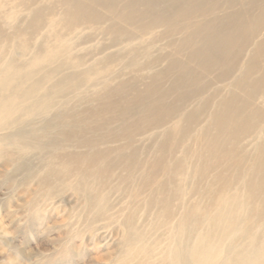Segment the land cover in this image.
<instances>
[{
  "label": "bare ground",
  "instance_id": "bare-ground-1",
  "mask_svg": "<svg viewBox=\"0 0 264 264\" xmlns=\"http://www.w3.org/2000/svg\"><path fill=\"white\" fill-rule=\"evenodd\" d=\"M50 1L0 0V43L19 41L14 57L0 70V211L20 238L33 232L38 238L51 235L46 242L50 250L45 248L37 262L51 264L70 250L74 256L84 250L88 257L80 264H264V111L253 103L264 95L263 79H254L251 61L231 62L238 48L243 59L251 44L264 51L262 1L240 0L244 6L238 12L221 17L231 2L62 0L63 8L56 12L51 5L44 8ZM7 6L8 14L2 12ZM97 10L108 19L101 22ZM94 18L100 21V33L107 30L102 28L106 21L126 24L142 36L158 28L189 32L182 43H199L201 70L231 65L244 70L233 86L245 99L231 91L219 105L222 111L211 115L209 126L218 134L209 136L204 122L197 124V137L210 155L206 163L199 152L187 156L180 126L199 100H183L167 114L162 97H93L77 83L88 68L73 66L70 52L79 34L92 29L83 23ZM60 26L67 31L64 36L57 34ZM49 34H54L53 45L46 44ZM134 41L128 36L120 46L130 48ZM106 54L100 52L95 63L108 60ZM186 67L179 68L177 89L187 79L199 80ZM237 151L249 159H235ZM210 176L214 183L202 188L199 177ZM215 183L221 186L213 190ZM16 238L0 232L1 245ZM101 251L102 256L93 255Z\"/></svg>",
  "mask_w": 264,
  "mask_h": 264
},
{
  "label": "rangeland",
  "instance_id": "rangeland-1",
  "mask_svg": "<svg viewBox=\"0 0 264 264\" xmlns=\"http://www.w3.org/2000/svg\"><path fill=\"white\" fill-rule=\"evenodd\" d=\"M59 1H60V3H59ZM65 1L66 0H64V2ZM261 1L264 4V0H261ZM50 2L48 4H46V6L44 7L45 9H47L49 7L48 5H51L50 7L53 10L56 9V10H54L56 12H59V10L61 8H63V7H61L62 4L64 3L62 0H58V1L51 0ZM227 2H231V7H230L231 10H230V8L224 10L223 12L218 14V17L219 16L221 17V15L223 13L238 12L239 10H237V9H240L242 6H244L241 3H239L240 0H238V1L237 0H231V1L227 0L226 3ZM55 3H57V4H55ZM9 6H7L4 9L5 12L4 11H2V12L8 14V12L11 11L10 10L11 8ZM239 6H240V8H239ZM97 12H100L104 17V20H101L103 18L100 19L101 22L108 19L107 14H105L103 11L97 10ZM100 21L99 20L97 21L94 18L93 22L92 21L91 22L90 21L80 22L81 25L83 22H84L83 24H86V25L91 24L92 29L85 30L82 34L81 33L79 34V39H77V40L75 39L76 41L73 42L74 43L73 50H72V52H70V54H71L70 57H72L71 62L73 63V64L72 63L71 64L73 66H79V65L83 64V65H86L85 66L86 68H88V70L85 72V74L82 76V78L77 81V83L79 85H81L83 83V85H85V87H83L85 89H83V90L86 91L87 89H89V94L93 97H96L97 94H100V93L102 95L111 93V94H114L117 96L126 95L129 97H132L133 95H136V94L137 95L141 94L140 96H142V97H144V95L145 96L147 95L146 97L149 96L148 99H150L151 101H158L157 99L158 98L160 99L162 97L161 98L162 102H160V103H162V105L161 104L160 105L162 106V108H165L166 113L168 112L167 114H170V112L176 111L177 108H180L183 105V100L188 101V98H189V103H193V104H195L196 101L198 102V100H199V102H198L199 104H197V109L194 110V113H190L191 110L186 111L185 114H186L187 118L183 123H181L180 126L182 127V129L186 135V141L187 142L184 144V150H185V148L186 149L188 148L187 149V152H188L187 156L190 158L192 153L199 152V154L202 155L204 158L201 161H204L206 163V161L209 160L210 155L207 154V148L205 147V143L201 140L200 136L197 137L198 136L197 124L204 122L203 127L209 129V136L213 135V137H215L218 134L217 129L210 128V126H209L211 115L215 111H217V112L222 111L220 106H219L220 103L229 98V96H230L229 94L232 93L231 91L237 90V89H235V85L233 86V84L235 83V80L239 76L242 75L244 70L242 73L237 72L234 70V65H231L232 66L231 69H229V67H228L227 70H224L223 68H214V69H211V71L209 73L208 72L206 73L205 71L201 70L199 68L200 67L199 64L201 62L199 63V58L197 57V56H199L198 55L199 54V48H198L199 43L197 44L196 41H192V43H189V42H186L185 44L182 43L183 40H185L187 36H190L189 32L179 34L178 32H176L177 30L172 28V27L171 28H158L156 30H153L152 33H149L147 35L142 36L139 33H137V31L133 32L134 29L131 30V28L129 26H127L126 24L122 23V24H116L114 26V24L117 22L106 21L104 25L102 24V28L104 30H105V28H107V30L104 31V33H100V30L98 29V24H97V23H100ZM87 22H90V23H87ZM198 22H199V20H198ZM80 24H79V26H80ZM93 26H95V27H93ZM57 29H59V30H56L58 36H62V35L64 36L67 33V31H65L66 29L64 27L60 26ZM63 29H64V31H63ZM4 30L8 34L10 33V30L8 29V27L6 28V26H5ZM172 30H174V31H172ZM124 31H126V32L128 31L129 33H126ZM130 33L132 35H129ZM45 34H46V32L44 31L43 35H45ZM53 35L54 34H49L47 37H45V41H47V43L46 42L45 43L47 45H53V43H55V37ZM74 35L75 34H72L70 36V39H71V37H74ZM128 36H129V38L136 39V41L132 42V45L130 46V48L129 47L127 48L126 45L120 46L121 43H123L125 40L128 39ZM42 37L43 36H41L40 38L42 39ZM141 37H142V39H141ZM40 38H39V40H41ZM139 39L142 42H140ZM53 40H54V42H53ZM194 42H195V44H194ZM39 43H40V41H39ZM39 43H37V45ZM64 43H65V41H64ZM66 43L69 44V42H66ZM73 43H71V44H73ZM18 45H19L18 40L14 41L13 43L1 41V43H0V57L3 56V60L0 61V70L1 71L5 69V67L7 66V62L9 60H11L12 57H14L13 54L16 52ZM248 45H250V43H248L247 45L245 44L243 46L245 48ZM68 46L70 47L72 45L69 44ZM70 48H72V47H70ZM254 50H255V47L253 48V46L251 44V46H249V48L247 50V53L244 57L245 60H244L243 57H241V53H240V50L238 48L237 52L235 50V51H233V53H231V55H233L232 57L230 56L232 59L231 62H234L233 60H235V61L243 63V64L245 63V65H246V64H248L246 62V60H248V62L251 61V63L256 66V68L254 69V72H255L254 79L257 77H259L260 79H263V84H262L261 88L264 89V51H257V50L254 51ZM102 51L107 52L106 55H109L110 57L108 56V60L100 63L101 65L96 64L95 62L99 58L98 54ZM116 51L118 54L116 53ZM260 52H263V53L261 54ZM190 54H192V55H190ZM117 56H119V59L117 58ZM191 56L196 57V59H191ZM134 57L136 60H134ZM252 57L256 58L255 61L251 59ZM14 59H16V58H14ZM134 61H135V63H134ZM150 63H152L153 65ZM104 64H106V65H104ZM142 64H143V67H142ZM89 65H91V66H89ZM145 65L147 67L149 65H152V68L150 70H145L144 69V68H146ZM183 65L187 66L186 67L187 69L191 68L190 70L193 71L196 75L198 74L197 76H199V80L195 84L194 82H188L187 80H189V79H187L185 84H182V86H184V87L179 86L180 88L177 89L176 86L179 83L178 82L179 81L178 75L180 72L179 68ZM137 66H138V68H137ZM85 67H82L84 69H82L80 71L81 72L84 71L86 69ZM131 67H134V68H131ZM137 70H139V71H137ZM161 71L162 72L164 71V72L162 73ZM105 72H106V74H105ZM158 75H159V77H158ZM116 76L119 78H117ZM100 80H102V82H103L102 84L98 83V81H100ZM122 81L124 82V84L127 83L128 85H122L121 84V83H123ZM151 83L153 84L154 87H152ZM146 84H147V87H146ZM148 84H150V85H148ZM149 86H151V87H149ZM127 87H129V89ZM162 87H163V89H162ZM113 88H117V89H113ZM126 88H127V90H126ZM145 88L147 89V91H149L150 94L146 90H144ZM155 88H157V89H155ZM173 89H175V90H173ZM126 91H127V93H126ZM154 91L156 92V94H154L155 93ZM159 91L161 93H159ZM120 92H121V94H120ZM162 92H163V94H162ZM164 92L165 93L168 92V93L165 94ZM238 93L239 92H237V94ZM153 94H154V96H153ZM150 97H153V99ZM178 97H180V98H178ZM238 97L241 98V99L238 98L239 100L245 99L244 95L242 93L240 95H238ZM192 98H196V99L192 100ZM164 101H166V102H164ZM253 103H254L255 107L258 106L259 109L264 111L263 110L264 109V95L263 94L262 95L258 94L256 96V98L254 99ZM252 106H253V104H252ZM173 107L176 110H174ZM113 110L118 111L119 109L113 108ZM188 113H190V114H188ZM190 116H192V119H191V121L187 122V120ZM204 128H203V130H204ZM200 131H202V129ZM200 131H199V135H200ZM237 135H233L232 139L237 137ZM238 139H242V137H239ZM245 143H246L245 140L242 141L243 145ZM230 147H232V146H230ZM230 147L228 146L226 148V150L231 149ZM189 148L192 149L191 152H189ZM234 158L237 160L240 158L249 159L246 154H242L240 151H237L235 153ZM249 161H251V160H248V163H249ZM233 168H236V166ZM199 182H200V185H202V188H205L206 186L210 187V184L214 183V178H212V176H210L207 179H201L199 177ZM204 184H206V185L204 186ZM220 186H221L220 183H215L212 189L216 190ZM3 214L4 213L2 211H0V232L6 233L8 236H10V238L15 237V236L17 238L15 240H13L14 241V242H12L13 244L11 243V245H9V246H5L3 244L2 245L0 244V251L2 253H4V255H0V263H2V264H12V263L13 264L14 263L15 264H27L28 262L33 261V262H31V264H39V262H37V256L39 254L43 253L45 248L47 250H50L51 244H49V243L46 244V242L50 241L51 235H49L48 238H46V237H44V238L39 237L38 238L39 233L33 232V233H26V234H24L25 236L23 238H20L16 234L15 229L13 227L9 226L7 220L4 219ZM41 227L42 226H39V231H40ZM68 250H70V249H68ZM69 252H70V255L67 254V257H66L67 259L66 258L63 259L61 257H58L55 260L52 259L53 261H51V264H80L81 261H83V259L88 257V255H86L85 257L83 256L84 250H80L79 254L76 256L71 254V252H72L71 250ZM45 254H49V252L45 253ZM103 254H104V251H101L100 253L93 254V255L95 257H99V256H102ZM7 255H10L11 257L9 256L10 258H7ZM11 258H13V259H11ZM24 258L27 260L29 259V260L25 261Z\"/></svg>",
  "mask_w": 264,
  "mask_h": 264
}]
</instances>
